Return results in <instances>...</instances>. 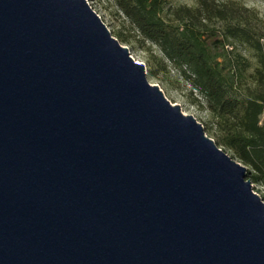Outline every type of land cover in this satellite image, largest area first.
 <instances>
[{"label": "water", "instance_id": "obj_1", "mask_svg": "<svg viewBox=\"0 0 264 264\" xmlns=\"http://www.w3.org/2000/svg\"><path fill=\"white\" fill-rule=\"evenodd\" d=\"M247 175L86 0H0V264H264Z\"/></svg>", "mask_w": 264, "mask_h": 264}, {"label": "trees", "instance_id": "obj_2", "mask_svg": "<svg viewBox=\"0 0 264 264\" xmlns=\"http://www.w3.org/2000/svg\"><path fill=\"white\" fill-rule=\"evenodd\" d=\"M119 10L139 35L155 44L163 56L183 69L195 89L205 99L217 119V144L228 148L249 167L250 178L264 187V72L255 73V86L237 95L239 74L231 59L227 41L216 29L202 21L219 19L233 22L226 9L209 7L201 0L199 11L177 9L173 21H166L163 0H116ZM241 21V20H240ZM227 35L248 43L253 38L246 23H231ZM242 24L243 27H242ZM263 38L255 40L262 50ZM249 180V179H248Z\"/></svg>", "mask_w": 264, "mask_h": 264}, {"label": "rangeland", "instance_id": "obj_3", "mask_svg": "<svg viewBox=\"0 0 264 264\" xmlns=\"http://www.w3.org/2000/svg\"><path fill=\"white\" fill-rule=\"evenodd\" d=\"M93 11L101 18L121 46L128 49L131 58L145 67L146 78L149 84L156 85L163 92L164 97L173 105L180 106L184 115H190L203 126L205 135L237 163L243 165L231 150L217 144V119L211 113L208 104L197 89L191 84L188 74L184 70L168 61L160 49L153 43L144 40L130 20L119 10L116 0H86ZM163 15L166 21H173V12L177 9H187L192 12L199 11L201 0H163ZM209 7L226 9L234 13V21H221L211 19L202 21L209 29H216L227 41V47L232 50L230 56L235 69L239 74L240 87L236 91L239 97L246 89L255 86V73L264 72V48L258 50L255 40L260 37L264 40V0H204ZM241 20V21H240ZM246 23L253 38L246 43L243 40L231 38L227 30L231 23ZM244 24H242L243 27ZM264 124V117L261 118ZM245 166V165H243ZM248 169L247 179L253 186V191L264 201V187L250 177L253 171Z\"/></svg>", "mask_w": 264, "mask_h": 264}]
</instances>
